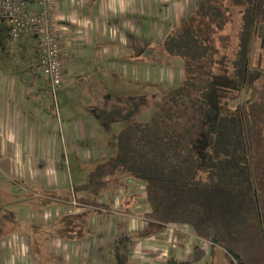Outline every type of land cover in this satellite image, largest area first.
Instances as JSON below:
<instances>
[{
	"label": "trees",
	"instance_id": "1",
	"mask_svg": "<svg viewBox=\"0 0 264 264\" xmlns=\"http://www.w3.org/2000/svg\"><path fill=\"white\" fill-rule=\"evenodd\" d=\"M227 13L242 18L238 48L231 70L222 59H215L217 68H227L240 91L250 90L233 110L235 97L219 106L224 87L211 71L218 49L210 35L226 23ZM259 22L264 24V0H200L194 15L166 34L159 50L182 58L185 78L155 99L148 121L138 119L148 103L141 99H118L99 110L100 117L122 121L123 128L115 137L114 156L99 161L74 186L81 204L97 206L104 193L133 178L146 186L150 219L191 225L231 264H264V70L248 67ZM38 62L41 66L40 53ZM133 238L126 234L117 240V264H130ZM205 256L196 246L193 259L172 255L166 264H203Z\"/></svg>",
	"mask_w": 264,
	"mask_h": 264
},
{
	"label": "crops",
	"instance_id": "2",
	"mask_svg": "<svg viewBox=\"0 0 264 264\" xmlns=\"http://www.w3.org/2000/svg\"><path fill=\"white\" fill-rule=\"evenodd\" d=\"M31 3L35 5V2ZM199 5L200 0H55L54 12L59 24L65 70L72 68L75 73H109L132 84L143 83V89L149 88L153 74L166 73L173 79L174 73H184L183 66L173 64L168 55L157 52L156 46L174 26L193 16ZM28 34L33 35L30 31L23 35ZM85 77L77 75L76 80L85 82ZM4 79L1 80L0 117L15 133V141L18 142V130L24 123L22 113L27 122L32 121V117L36 118L28 116L31 110L38 111L35 109L38 100L34 96L28 111L21 106L27 88L34 90L32 88L36 86L32 81V85L26 84L24 89L22 82L18 85L15 78L16 85H5ZM174 87L164 89L165 93ZM108 88L104 93L109 95L114 90H121ZM133 88L139 90L137 86ZM41 91L44 89L39 88L38 92ZM130 92L133 94L130 95ZM89 93H92L91 89ZM134 93L133 89L126 92L127 99H138L133 96ZM113 100L110 98L108 102ZM141 100L152 102L151 98ZM79 134L86 143L87 155L95 156L99 151L110 148L106 139L100 138L98 130L91 131L88 125L81 127ZM116 135L111 134V139L118 145ZM95 137L98 138V146L90 143ZM113 147L114 144L107 155L111 153L114 156ZM30 170L34 173L32 168ZM48 174L54 185H62L61 179L54 177L57 172L54 176L51 172ZM125 181L120 188L104 193L97 206L77 202L78 206L69 201L74 196L73 185V196L60 201H69L67 209L61 208L60 214L50 215L48 222L36 221L38 229L42 228L45 232L35 235L43 238L35 245L47 241L48 256L41 263L33 255V264H117L114 247L117 240L126 234H134L130 264H166L172 255L178 260L193 259L196 246L202 247L206 255L210 251L211 256L222 250L196 235L189 224H162L147 217L150 205L145 184L133 178Z\"/></svg>",
	"mask_w": 264,
	"mask_h": 264
},
{
	"label": "rangeland",
	"instance_id": "3",
	"mask_svg": "<svg viewBox=\"0 0 264 264\" xmlns=\"http://www.w3.org/2000/svg\"><path fill=\"white\" fill-rule=\"evenodd\" d=\"M226 17L227 24L224 23L222 27L213 30L210 35L216 40L218 49L215 51V58H211V71L212 76L224 87L223 93H220L219 106L224 108L226 100L235 97L230 104L233 110L237 103H243L249 98L250 90L242 88L240 91L237 83L230 81L228 69L225 68L223 72L217 68L219 63L217 64L216 60L222 59L221 61L229 64L231 70V59L236 57L238 48V29L241 28L242 18L239 14L229 13ZM9 28V23L0 19V93L2 94L1 80L4 78L5 85H16V81H13L15 78L18 85L22 82L21 87L24 89L26 84L32 85L33 81L36 87L32 88L34 90L27 88L26 98L22 100L21 106L28 111L31 97L34 96V99L38 100L35 108L38 111L31 110L28 113L29 117L36 116L32 117L30 122L23 118L20 111L24 123L18 130V142L15 141V133L0 117V264H33V255L42 263L48 256V243L44 241L38 246L35 245L43 239L35 235L45 232L42 228L38 229L36 221L48 222L50 215L60 214L61 208L67 209L66 205L71 200L75 202L74 205L79 206L76 204L79 202L77 197L73 196L71 191L72 186L83 183L99 161L113 156L111 153L107 155L111 145L114 144V154L117 152L118 147L111 139V134L120 133L123 122L108 121L100 117L99 110H105V103L110 98L114 99L110 103L111 106L118 99L131 101L127 99L126 92L133 89V96L136 98L152 100L142 106L144 110L138 116L139 120L148 121L156 109L155 99L161 100L168 87L179 85L184 80L185 63L180 57L168 55V60L172 59L173 64L183 66L184 73H174L173 79L166 73L153 74L147 89H143V83L132 84L109 73H75L72 68L66 71L63 65L64 81L55 95L50 81L39 66L40 51L37 39L31 34L14 39ZM254 37L248 67L264 70V24H257ZM223 40L228 41L227 46ZM159 48L158 44L157 52H161ZM77 75L87 76L85 82L76 80ZM135 86L139 90L133 88ZM38 87L44 91L38 92ZM112 87L121 90H114L110 95L104 93L105 88L110 90ZM90 89L92 93H89ZM132 94L130 92V95ZM99 98L102 104L98 103ZM101 114L106 116L104 111ZM85 125H88L91 131L98 130L100 138L106 139L109 150L105 148L106 152L102 150L98 155H87L86 143L79 134V130ZM91 142L92 145L98 146L97 137L90 140ZM31 168L34 173H31ZM48 172H51L52 176L57 172L54 177L61 179L60 187L49 179L51 176ZM72 196L69 201L66 199L64 203L60 202L63 198ZM33 252L35 253L32 254ZM206 256L203 264H231L223 250H218L213 259L210 251Z\"/></svg>",
	"mask_w": 264,
	"mask_h": 264
},
{
	"label": "built area",
	"instance_id": "4",
	"mask_svg": "<svg viewBox=\"0 0 264 264\" xmlns=\"http://www.w3.org/2000/svg\"><path fill=\"white\" fill-rule=\"evenodd\" d=\"M54 7L55 0H0V19L9 23L11 36L19 39L29 31L35 35L41 67L56 95L64 81V68Z\"/></svg>",
	"mask_w": 264,
	"mask_h": 264
}]
</instances>
